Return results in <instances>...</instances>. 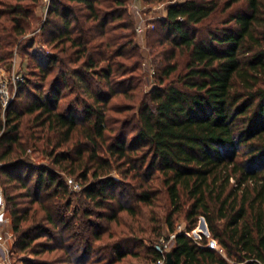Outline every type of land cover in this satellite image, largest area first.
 I'll list each match as a JSON object with an SVG mask.
<instances>
[{
	"label": "trees",
	"instance_id": "obj_1",
	"mask_svg": "<svg viewBox=\"0 0 264 264\" xmlns=\"http://www.w3.org/2000/svg\"><path fill=\"white\" fill-rule=\"evenodd\" d=\"M142 1L166 6L147 32L157 82L135 97L120 87L141 57L128 0H50L48 62L22 75L4 121L0 107V172L24 188L4 197L11 251L34 257L24 264H155L156 245L128 246L164 222L173 264H264V0ZM39 3L0 0V65L24 50ZM32 141L51 166L23 158ZM179 215L187 231L202 217L222 254L177 232Z\"/></svg>",
	"mask_w": 264,
	"mask_h": 264
},
{
	"label": "rangeland",
	"instance_id": "obj_2",
	"mask_svg": "<svg viewBox=\"0 0 264 264\" xmlns=\"http://www.w3.org/2000/svg\"><path fill=\"white\" fill-rule=\"evenodd\" d=\"M224 0H221V3H223ZM44 4L42 3V0H40L39 6L35 10V16L36 19L32 24V28L30 31L24 36L22 42L20 45L24 48V50L19 51V49L14 48V53L12 60L10 61L9 64L7 65H0V76L3 74L5 77L9 78L10 75L15 73V75L19 74L20 77L22 78V75H25L26 77H30L31 80H37L36 77L30 76L31 71L34 69V64L40 63L42 65H46L51 53L50 46L46 44L45 39L42 38L41 33H40V27L45 20L47 16V12L45 13L44 10ZM165 3H154V4H146L142 0H128L127 3V8L128 12L130 14V18L134 23V28H133V39L134 42L137 44L139 47V51L141 53V57L139 58L140 66L139 68L133 73L134 78L130 82L129 80L126 82L121 83L120 87L122 88H127L129 85L135 86V89L133 90L132 95H135V97L140 96L141 94H144L148 91H150L154 85L156 84V79H155V73L156 72V64L160 63L162 60L161 58H158L156 60V64L154 63V54H151L152 48L147 43V32L148 30L152 29L153 27V21L159 18L164 17L165 15ZM223 10V4L220 6L219 13L217 14L219 17H224V13L222 12ZM25 53V54H24ZM36 71V70H35ZM53 71L50 73L46 80L45 83L48 84L50 79H52L54 75ZM21 81V80H20ZM118 85V84H116ZM9 90L11 93V102L14 106H16V101H17V95L19 90L18 87V82L13 83L10 81L9 83ZM119 87V85H118ZM24 94L27 92L24 90ZM132 91V90H131ZM64 96L60 99V107L65 106L70 99L73 97V95H67L66 91L64 92ZM10 102V103H11ZM118 102H125V103H131V100L127 99H120ZM10 105V104H9ZM1 107V118L4 121V112L5 110L3 109L2 105L0 104ZM139 107V104L137 102V106L135 105V109ZM115 116V115H112ZM24 119H27L25 117ZM31 143L34 144V147L29 146V148L26 151V154L23 156L25 160H28L32 165L34 166H51L49 159L45 156L42 155L39 151L38 148L41 145V142H34L32 141ZM27 169L24 168V173L25 175ZM22 175V180L25 181V176ZM115 178L120 179V176L116 173H114ZM34 179V178H33ZM32 179V180H33ZM68 179L73 180V184H70L68 182ZM32 182H30L31 184ZM67 184L69 191L72 193L73 197V205H76L77 199L79 197V191L81 189V182L80 179H76L74 177H67ZM77 184L78 188H75L74 185ZM0 190L2 191L3 196L5 197V193L8 192L9 195H22L24 192V188L19 186L18 179L17 180H11L7 181L5 176L1 174L0 172ZM19 204L21 205L20 207H23L27 203V199L24 197L19 196L18 198ZM73 207V206H72ZM145 208L142 209V211ZM71 210V209H70ZM156 210L160 211V208H156ZM125 216V215H124ZM125 220H129L126 217L124 218ZM202 224V217L198 218L197 224L194 228L196 230L198 227L203 230V227L201 226ZM162 229H161V234L159 236H155L151 234L150 232L144 233L142 235L143 237V245L142 246H132L129 245L128 248L133 247L135 250H141L144 245H157L160 243L161 239H165L170 233L168 232L167 227L164 222L161 223ZM114 226V225H112ZM186 222L183 219L182 215H179L175 219V229L179 231L182 228H185ZM119 229L121 226L118 227ZM194 230L190 231V234L192 237H197L194 234ZM198 231V230H197ZM204 236V234H201ZM48 254H44L41 256V258H45ZM14 259L17 260V264H24L23 261L25 259L32 260L34 257L30 254H16L14 253L13 255Z\"/></svg>",
	"mask_w": 264,
	"mask_h": 264
},
{
	"label": "built area",
	"instance_id": "obj_3",
	"mask_svg": "<svg viewBox=\"0 0 264 264\" xmlns=\"http://www.w3.org/2000/svg\"><path fill=\"white\" fill-rule=\"evenodd\" d=\"M50 0H42V3L45 5L44 10L45 13L48 11ZM19 74L15 75L13 73L9 78L5 77L3 74L0 76V104L5 110L11 102V93L9 90V83L12 81L13 83H17L21 80ZM70 184H73L72 179H68ZM75 188H78V185H74ZM207 227V226H206ZM194 229L190 230L193 231ZM198 230V231H197ZM190 231H187L185 228L180 229L177 232L184 233L187 237L192 238L196 243L200 245V241L202 237H206V247L211 248L222 254V249L218 245L215 239L210 237L209 232L203 229L201 230L199 227L194 230V234L197 237H192ZM175 232L170 233L165 239H161L160 243L156 245L158 252L160 253V257L156 260L155 264H165L166 262V253L171 250ZM201 234H204L201 235ZM12 231L10 225V219L6 213V204L4 200V196L2 191L0 190V264H17V260L14 259L13 253L11 251V242H12Z\"/></svg>",
	"mask_w": 264,
	"mask_h": 264
},
{
	"label": "water",
	"instance_id": "obj_4",
	"mask_svg": "<svg viewBox=\"0 0 264 264\" xmlns=\"http://www.w3.org/2000/svg\"><path fill=\"white\" fill-rule=\"evenodd\" d=\"M201 226L207 232L206 223H205V221H204L203 218H202V224H201ZM165 264H173V258H172V252H171V250L166 253V262H165Z\"/></svg>",
	"mask_w": 264,
	"mask_h": 264
}]
</instances>
